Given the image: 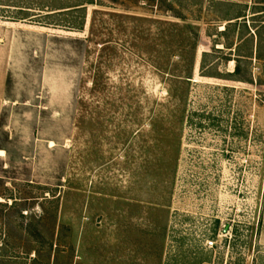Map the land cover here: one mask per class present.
I'll return each instance as SVG.
<instances>
[{"label":"rangeland","instance_id":"obj_1","mask_svg":"<svg viewBox=\"0 0 264 264\" xmlns=\"http://www.w3.org/2000/svg\"><path fill=\"white\" fill-rule=\"evenodd\" d=\"M33 1L0 0L35 8L0 6V264H264V13Z\"/></svg>","mask_w":264,"mask_h":264},{"label":"trees","instance_id":"obj_2","mask_svg":"<svg viewBox=\"0 0 264 264\" xmlns=\"http://www.w3.org/2000/svg\"><path fill=\"white\" fill-rule=\"evenodd\" d=\"M2 2H4L5 0H1ZM7 1H9V0H7ZM21 2H23V1H21ZM260 2V8H259V11H257V12H260V13H264V0H260L259 1ZM37 2H35V0L32 2V4L31 5H33V6H37V4H36ZM0 6H7V8L6 9H11V8H13V10H16L17 12H16V15L18 14V15H22V14H29V13H27V12H32V11H35V8H33V7H22V6H19V5H7V4H3V3H0ZM51 15V14H50ZM10 18H12V19H15V20H17V19H21L20 18V16H17V17H11L10 16ZM24 18H26V17H24ZM24 18H22V19H24ZM90 40H96L95 41V43H97V39H95L96 37L94 36V35H92V36H90V37H88ZM243 67H242V65H241V62L240 61H238V60H236V69H235V71H234V73L235 74H237V75H240L241 76V78H243V81L245 80L246 81V78L245 77H243V69H242ZM33 225H30V227H29V229H27V235L31 238V239H33V240H35L36 242H41V240H42V238H43V233H42V231L40 230V228H39V226L37 225V224H34V223H32ZM35 238V239H34ZM7 264V263H6Z\"/></svg>","mask_w":264,"mask_h":264},{"label":"crops","instance_id":"obj_3","mask_svg":"<svg viewBox=\"0 0 264 264\" xmlns=\"http://www.w3.org/2000/svg\"><path fill=\"white\" fill-rule=\"evenodd\" d=\"M219 2H226V3H232V4H239V5H242V4H245V8H251V9H259L260 8V0H217ZM249 1L250 2H253V5H251V7H249ZM241 18V16H238L236 17V19H239Z\"/></svg>","mask_w":264,"mask_h":264},{"label":"built area","instance_id":"obj_4","mask_svg":"<svg viewBox=\"0 0 264 264\" xmlns=\"http://www.w3.org/2000/svg\"><path fill=\"white\" fill-rule=\"evenodd\" d=\"M209 244H210L211 246H214V244H216V243H215V241H210Z\"/></svg>","mask_w":264,"mask_h":264}]
</instances>
